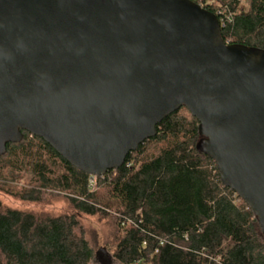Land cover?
Here are the masks:
<instances>
[{
  "label": "water",
  "instance_id": "water-1",
  "mask_svg": "<svg viewBox=\"0 0 264 264\" xmlns=\"http://www.w3.org/2000/svg\"><path fill=\"white\" fill-rule=\"evenodd\" d=\"M181 106L264 234V49L193 0H0V155L26 131L102 176Z\"/></svg>",
  "mask_w": 264,
  "mask_h": 264
},
{
  "label": "trees",
  "instance_id": "trees-1",
  "mask_svg": "<svg viewBox=\"0 0 264 264\" xmlns=\"http://www.w3.org/2000/svg\"><path fill=\"white\" fill-rule=\"evenodd\" d=\"M193 1H204L219 21L228 16L220 27L226 43L264 49V0ZM198 123L181 106L102 176L22 131L0 155V192L38 204L63 199L67 209H19L0 200V264H97L81 214L113 218L115 236L104 245L120 264H264L258 219L197 150Z\"/></svg>",
  "mask_w": 264,
  "mask_h": 264
},
{
  "label": "rangeland",
  "instance_id": "rangeland-1",
  "mask_svg": "<svg viewBox=\"0 0 264 264\" xmlns=\"http://www.w3.org/2000/svg\"><path fill=\"white\" fill-rule=\"evenodd\" d=\"M1 202L12 208L27 209L34 211H50V212H62L67 209L66 203L63 199H55L50 204H38L21 201L11 196H8L0 192ZM80 219L83 225L86 227L91 238L94 240L96 251L99 248H105L107 251L106 257L109 258L107 264H120L112 256V249L104 245L105 243H111L115 236V223L112 217H98V216H85L80 215ZM97 264H101L99 260H96Z\"/></svg>",
  "mask_w": 264,
  "mask_h": 264
},
{
  "label": "built area",
  "instance_id": "built-area-1",
  "mask_svg": "<svg viewBox=\"0 0 264 264\" xmlns=\"http://www.w3.org/2000/svg\"><path fill=\"white\" fill-rule=\"evenodd\" d=\"M201 3L203 4V3H204V1H202ZM206 3H210V1H209V0H208V1H206V2H205V5H206ZM202 4H199V5H200L201 7H203V5H202ZM221 11H224V10H219V12H218V13H220V14H221V13H222ZM226 17H228V16L225 14V16H224V17L222 16V17L220 18V21H219V25H220V27H222V26H223V24H224V22H225V18H226Z\"/></svg>",
  "mask_w": 264,
  "mask_h": 264
}]
</instances>
